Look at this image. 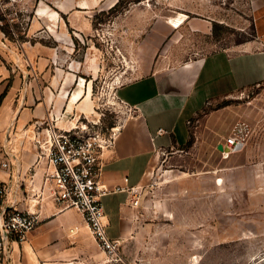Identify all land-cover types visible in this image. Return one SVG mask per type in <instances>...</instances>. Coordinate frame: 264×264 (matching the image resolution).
Wrapping results in <instances>:
<instances>
[{
  "label": "crops",
  "instance_id": "0c3cea01",
  "mask_svg": "<svg viewBox=\"0 0 264 264\" xmlns=\"http://www.w3.org/2000/svg\"><path fill=\"white\" fill-rule=\"evenodd\" d=\"M116 2L22 0L23 12L9 26L23 36L11 39L10 27L1 30L0 44H19L14 56L0 55V96L5 92L0 103V161H12L11 171L0 168V178L8 185L5 204L35 211L40 220L24 242L13 244L6 264H103L95 261L99 245L83 213L76 208H60L48 198L39 202L35 193L48 168V157L40 144L45 137L42 123L54 119L58 126L70 128L92 121V99L103 74L97 19ZM247 5L264 39V0H248ZM187 17L181 13L162 20L160 29L167 31L168 23L173 28L181 27ZM193 25L192 30H196ZM247 55H264V49L235 51L223 47L120 85L112 73L109 93L115 97L111 98L125 103L130 113L118 129L113 127L112 144L101 155L102 178L109 189L103 203L108 234L122 238V245L135 233L138 215L136 205L130 202V192L117 187H139L155 152L185 145L190 139L188 120L208 100L264 79L257 71L241 76L236 72L240 68L233 70V59L240 63ZM259 60L264 66V58ZM195 62L199 64L192 71ZM183 65L188 69L180 77L165 79ZM227 65L229 70L225 69Z\"/></svg>",
  "mask_w": 264,
  "mask_h": 264
},
{
  "label": "rangeland",
  "instance_id": "374dc122",
  "mask_svg": "<svg viewBox=\"0 0 264 264\" xmlns=\"http://www.w3.org/2000/svg\"><path fill=\"white\" fill-rule=\"evenodd\" d=\"M247 1L117 0L106 8L96 24L103 74L89 120L108 132L130 113L125 103L111 98L113 72L120 85L223 47L264 49L263 34ZM181 13L188 15L184 25L173 28L168 23L167 31L160 29L164 20ZM8 27L0 13V36ZM8 35L11 39L23 36ZM18 45L0 44V55L14 56ZM260 58L264 55H247L240 63L233 59L231 67L240 68L236 72L241 76L257 71L264 78ZM198 64L190 69L195 71L192 68ZM183 66L165 79L180 77L188 69ZM240 120L251 124L252 134L241 151L225 157L217 144ZM188 125L190 139L185 145L155 152L137 189V225L120 247L121 260H112L97 246L96 262L264 264V79L208 100Z\"/></svg>",
  "mask_w": 264,
  "mask_h": 264
},
{
  "label": "built area",
  "instance_id": "2783aa9c",
  "mask_svg": "<svg viewBox=\"0 0 264 264\" xmlns=\"http://www.w3.org/2000/svg\"><path fill=\"white\" fill-rule=\"evenodd\" d=\"M22 0H0V13L9 24L19 20L23 12ZM13 34L17 35L13 27ZM45 137L41 149L48 157V168L45 170L42 185L35 193L39 202L48 198L60 208L80 210L90 228L91 234L99 247L114 261H120L119 250L122 238L108 234L107 217L103 197L109 192L103 178L102 152L112 144L114 128L103 131L96 121H86L70 128H62L53 119L43 122ZM164 130L159 129V133ZM252 134L249 122L240 120L235 123L221 143L220 152L228 157L241 151ZM218 143V144H219ZM217 144V145H218ZM0 168L12 170V161L3 158ZM128 180V178H125ZM138 187L118 186L117 190H127L131 194L130 202L138 205ZM8 185L0 178V264H6L13 244L22 243L28 233L39 223L37 212L20 210L5 204Z\"/></svg>",
  "mask_w": 264,
  "mask_h": 264
},
{
  "label": "water",
  "instance_id": "95a60500",
  "mask_svg": "<svg viewBox=\"0 0 264 264\" xmlns=\"http://www.w3.org/2000/svg\"><path fill=\"white\" fill-rule=\"evenodd\" d=\"M217 148L219 149V150H222L223 149V145L221 144V143H219L218 145H217ZM14 206V203L11 205V207H13Z\"/></svg>",
  "mask_w": 264,
  "mask_h": 264
},
{
  "label": "trees",
  "instance_id": "16d2710c",
  "mask_svg": "<svg viewBox=\"0 0 264 264\" xmlns=\"http://www.w3.org/2000/svg\"><path fill=\"white\" fill-rule=\"evenodd\" d=\"M4 95H5V92L2 93L1 96H0V103H1V101H2Z\"/></svg>",
  "mask_w": 264,
  "mask_h": 264
},
{
  "label": "bare ground",
  "instance_id": "6f19581e",
  "mask_svg": "<svg viewBox=\"0 0 264 264\" xmlns=\"http://www.w3.org/2000/svg\"><path fill=\"white\" fill-rule=\"evenodd\" d=\"M178 22V21H177ZM119 128V126H117V127H115V129H118Z\"/></svg>",
  "mask_w": 264,
  "mask_h": 264
}]
</instances>
